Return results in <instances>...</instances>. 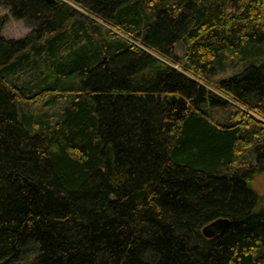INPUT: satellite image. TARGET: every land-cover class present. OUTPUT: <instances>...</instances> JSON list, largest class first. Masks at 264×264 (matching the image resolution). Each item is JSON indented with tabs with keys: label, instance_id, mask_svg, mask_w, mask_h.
I'll return each instance as SVG.
<instances>
[{
	"label": "trees",
	"instance_id": "trees-1",
	"mask_svg": "<svg viewBox=\"0 0 264 264\" xmlns=\"http://www.w3.org/2000/svg\"><path fill=\"white\" fill-rule=\"evenodd\" d=\"M0 9V264H264V0Z\"/></svg>",
	"mask_w": 264,
	"mask_h": 264
},
{
	"label": "rangeland",
	"instance_id": "rangeland-1",
	"mask_svg": "<svg viewBox=\"0 0 264 264\" xmlns=\"http://www.w3.org/2000/svg\"><path fill=\"white\" fill-rule=\"evenodd\" d=\"M7 13L8 11L6 9H0V17L4 16ZM29 31H30L29 28L24 22L11 19L10 22L4 28L3 34L7 38H22ZM262 50H263V57H264V48H262ZM176 51H177V54H179L180 56L185 52L184 47L181 43L177 45ZM226 56H227L228 61L234 60L235 62L239 61L241 57L240 53L238 52L228 53L226 54ZM239 63L241 64V61ZM239 67L243 68V66H239ZM240 70H241L240 68L239 69L238 67L236 68L235 65L232 63L230 66L227 65V67L223 71L224 73H222L220 76L227 77L231 75L232 73L238 72ZM49 108H50L49 105L42 106V103H39L33 107V111L38 112V113L42 112L46 114L49 112L48 111ZM253 188L256 190L258 194L264 197V174L257 175L255 177L254 182H253ZM262 202L264 206V200Z\"/></svg>",
	"mask_w": 264,
	"mask_h": 264
},
{
	"label": "water",
	"instance_id": "water-1",
	"mask_svg": "<svg viewBox=\"0 0 264 264\" xmlns=\"http://www.w3.org/2000/svg\"><path fill=\"white\" fill-rule=\"evenodd\" d=\"M212 226H216V224H213ZM209 229V227H207V228H205L204 229V233H205V235L207 236V237H209L210 235L207 233V230Z\"/></svg>",
	"mask_w": 264,
	"mask_h": 264
}]
</instances>
